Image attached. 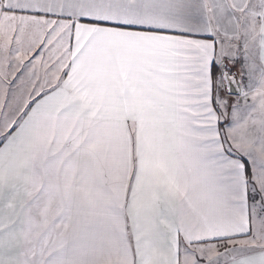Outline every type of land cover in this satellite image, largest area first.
<instances>
[{"label":"snow or ice","instance_id":"1","mask_svg":"<svg viewBox=\"0 0 264 264\" xmlns=\"http://www.w3.org/2000/svg\"><path fill=\"white\" fill-rule=\"evenodd\" d=\"M0 264H264V0H0Z\"/></svg>","mask_w":264,"mask_h":264}]
</instances>
